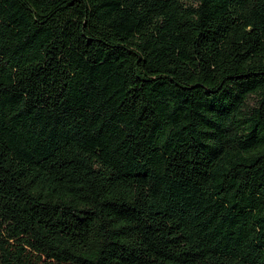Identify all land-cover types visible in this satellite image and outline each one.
<instances>
[{
    "label": "trees",
    "instance_id": "16d2710c",
    "mask_svg": "<svg viewBox=\"0 0 264 264\" xmlns=\"http://www.w3.org/2000/svg\"><path fill=\"white\" fill-rule=\"evenodd\" d=\"M0 264H264V0H0Z\"/></svg>",
    "mask_w": 264,
    "mask_h": 264
}]
</instances>
